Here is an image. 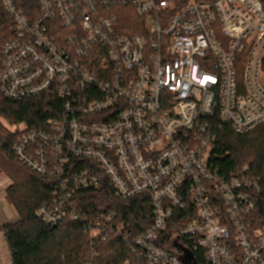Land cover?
<instances>
[{
	"label": "built area",
	"instance_id": "1",
	"mask_svg": "<svg viewBox=\"0 0 264 264\" xmlns=\"http://www.w3.org/2000/svg\"><path fill=\"white\" fill-rule=\"evenodd\" d=\"M0 1L14 21L0 92L62 100L57 119L13 146L55 181L39 219L122 237L147 264H184L168 226L191 208L178 235L207 264H264V182L249 170L223 176L211 155L216 120L239 135L264 125V0ZM126 7L137 35L121 34L116 10ZM104 183L118 200L150 201L147 232L131 239L115 216L75 204Z\"/></svg>",
	"mask_w": 264,
	"mask_h": 264
},
{
	"label": "trees",
	"instance_id": "2",
	"mask_svg": "<svg viewBox=\"0 0 264 264\" xmlns=\"http://www.w3.org/2000/svg\"><path fill=\"white\" fill-rule=\"evenodd\" d=\"M209 2L210 0H204ZM125 9H129L126 7ZM121 34L137 35L134 25L139 21L134 12L121 14ZM14 21L0 1V72L2 71L3 47L13 38ZM264 68V63H263ZM264 75V69H263ZM62 100L53 92L29 100L11 102L0 92V171L12 184L6 189L7 202L14 206L18 222L3 224L0 234L5 237L12 264H147L122 237H111L103 242L86 232L82 223H63L51 227L37 217V212L51 200L54 182L33 173L15 156L13 146L25 132L47 127L49 120L61 114ZM217 142L212 151L215 168L225 177L241 176L246 170L254 178L264 182V125L237 134L232 126L216 120ZM84 165L74 161L70 165ZM87 214L94 217L108 214L116 217L117 224H124L131 239L141 236L153 224L152 205L144 197L118 200L114 191L104 183L99 190L78 194L74 199ZM179 211L168 226L171 234L178 236L184 247L179 257L191 258V264H207L202 250H195L190 241L180 237L179 231L191 219L189 213ZM261 218V217H259ZM264 221L260 219L259 224Z\"/></svg>",
	"mask_w": 264,
	"mask_h": 264
},
{
	"label": "rangeland",
	"instance_id": "3",
	"mask_svg": "<svg viewBox=\"0 0 264 264\" xmlns=\"http://www.w3.org/2000/svg\"><path fill=\"white\" fill-rule=\"evenodd\" d=\"M125 13V12H132V9H125V11H122L121 13ZM12 184L10 178H8L5 174H2L0 171V193H2L4 200L6 201V204L8 206H11L6 199V189ZM14 208V206H11ZM15 209V208H14ZM16 211V210H15ZM17 213V212H16ZM18 215V214H17ZM11 218L9 215L7 216L6 219ZM0 221H2V219L0 218ZM2 223L4 224V221H2ZM9 257H10V262H9ZM0 264H10L11 263V256L9 254V250L7 249L4 241L0 238ZM12 264V263H11Z\"/></svg>",
	"mask_w": 264,
	"mask_h": 264
},
{
	"label": "crops",
	"instance_id": "4",
	"mask_svg": "<svg viewBox=\"0 0 264 264\" xmlns=\"http://www.w3.org/2000/svg\"><path fill=\"white\" fill-rule=\"evenodd\" d=\"M8 215L11 218L6 219ZM0 218L2 219V221H4V224H6V223H15V222L19 221L18 220V215H17L15 209L13 207L8 206L6 204V201L4 200V197H3L2 193H0ZM0 238L4 241V243L6 245L5 237H4L3 234H0ZM6 247H7V245H6ZM9 254H10V252H9ZM9 262H10V257H9Z\"/></svg>",
	"mask_w": 264,
	"mask_h": 264
},
{
	"label": "water",
	"instance_id": "5",
	"mask_svg": "<svg viewBox=\"0 0 264 264\" xmlns=\"http://www.w3.org/2000/svg\"><path fill=\"white\" fill-rule=\"evenodd\" d=\"M185 262H186V264H191L190 256H188V255L185 256Z\"/></svg>",
	"mask_w": 264,
	"mask_h": 264
}]
</instances>
